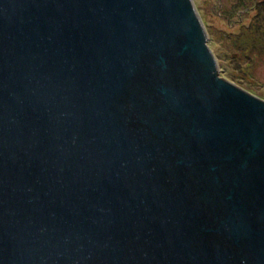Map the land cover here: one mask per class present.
Returning a JSON list of instances; mask_svg holds the SVG:
<instances>
[{
  "label": "water",
  "instance_id": "obj_1",
  "mask_svg": "<svg viewBox=\"0 0 264 264\" xmlns=\"http://www.w3.org/2000/svg\"><path fill=\"white\" fill-rule=\"evenodd\" d=\"M0 264H264V101L191 0H0Z\"/></svg>",
  "mask_w": 264,
  "mask_h": 264
},
{
  "label": "rangeland",
  "instance_id": "obj_2",
  "mask_svg": "<svg viewBox=\"0 0 264 264\" xmlns=\"http://www.w3.org/2000/svg\"><path fill=\"white\" fill-rule=\"evenodd\" d=\"M191 3L222 78L264 101V46L245 49L236 44V36L247 33L243 31L246 28L252 31L251 37L258 31L264 36V20H261L264 11L259 14L254 10V0H191ZM238 8L245 10L236 12ZM242 25L246 26L243 30Z\"/></svg>",
  "mask_w": 264,
  "mask_h": 264
},
{
  "label": "trees",
  "instance_id": "obj_3",
  "mask_svg": "<svg viewBox=\"0 0 264 264\" xmlns=\"http://www.w3.org/2000/svg\"><path fill=\"white\" fill-rule=\"evenodd\" d=\"M258 4L259 6L257 7ZM254 7H256L254 10H256L259 14H261V11H264V2L258 3L257 0H254ZM240 10L243 11L245 10V8H238L236 12ZM261 20H264V17ZM244 28H246V26L242 25L241 30H243ZM243 31H246L247 33H241L238 36H236V44H239L241 48H245V49L255 48V47L260 48L264 46V36H262L263 34L261 35L260 31L253 34V37L250 36V33L252 31H250L248 28H246V30ZM234 58H237V55Z\"/></svg>",
  "mask_w": 264,
  "mask_h": 264
}]
</instances>
